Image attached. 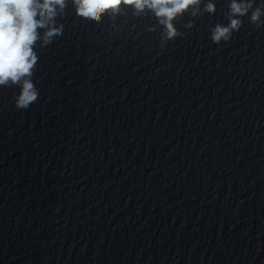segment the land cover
Masks as SVG:
<instances>
[{"label":"water","instance_id":"95a60500","mask_svg":"<svg viewBox=\"0 0 264 264\" xmlns=\"http://www.w3.org/2000/svg\"><path fill=\"white\" fill-rule=\"evenodd\" d=\"M262 2L218 44L231 0L172 39L150 10L57 6L37 101L0 87V264H264Z\"/></svg>","mask_w":264,"mask_h":264},{"label":"clouds","instance_id":"9594fccd","mask_svg":"<svg viewBox=\"0 0 264 264\" xmlns=\"http://www.w3.org/2000/svg\"><path fill=\"white\" fill-rule=\"evenodd\" d=\"M76 15L99 22L108 13H119L122 6H131L136 13L150 10L166 28L167 37L179 35L173 21L186 12L193 11L201 0H73ZM57 6L62 10L65 0H0V87L19 86L15 97V107L27 110L39 97L31 77L37 64L38 56L34 45L40 39L38 29L46 28L44 44L61 33L62 28L55 26ZM230 23L227 26L217 24L212 29L213 43H220L231 38L234 31L242 26V20L253 8V0H231ZM205 11L215 12V4L207 3ZM264 2L252 12L253 24H264ZM186 27L191 28L189 23Z\"/></svg>","mask_w":264,"mask_h":264}]
</instances>
